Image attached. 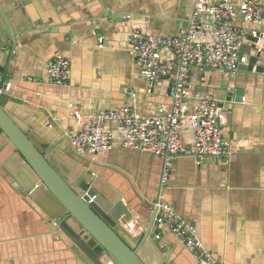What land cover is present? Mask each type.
Instances as JSON below:
<instances>
[{"label": "crops", "instance_id": "obj_1", "mask_svg": "<svg viewBox=\"0 0 264 264\" xmlns=\"http://www.w3.org/2000/svg\"><path fill=\"white\" fill-rule=\"evenodd\" d=\"M193 9L192 0H0V68L7 73L0 105L69 186L95 189L103 208L122 201L131 210L142 234L133 239L118 231L145 263L197 264L172 233L151 226L162 199L219 261L264 264V73L255 72L264 69V23L247 24L240 15L234 21L249 34L262 33L256 45L241 49L243 66L253 72L192 69L189 75L194 93L218 103L224 87L243 91L242 102H236L235 92L221 109L231 151L224 161L178 155L165 176L161 158L123 148V131L112 124L106 125L115 134L110 150L82 156L71 145L78 130L71 116L76 109L85 118L126 107L144 116L172 110L171 81L150 84L127 41L139 27L179 37ZM162 54L173 59L167 51ZM58 55L71 63L63 87L53 85L48 73V63ZM181 142L194 147L190 119L183 123ZM61 212L0 134V264H89L63 234L50 229Z\"/></svg>", "mask_w": 264, "mask_h": 264}, {"label": "built area", "instance_id": "obj_2", "mask_svg": "<svg viewBox=\"0 0 264 264\" xmlns=\"http://www.w3.org/2000/svg\"><path fill=\"white\" fill-rule=\"evenodd\" d=\"M194 3L190 24L179 37L153 35L139 27L128 38V49L135 56L142 74L150 84L164 79L172 84V110L166 115L144 116L137 109L126 107L101 112L94 117H83L80 110L72 112L78 130L71 137V145L80 155H97L110 150L115 134L106 125H116L123 131L122 147L142 154H150L164 161L165 172L178 155L192 154L202 158H227L230 147L221 128V109L211 96L194 93L188 84L192 69L198 72L224 70L235 74L246 63L241 49L252 43L249 37L260 38L262 33H247L235 27L238 15L245 23L262 25L264 5L261 0H192ZM102 44V40H99ZM173 59H165L163 52ZM71 63L61 55L48 63L50 81L57 87L68 85ZM1 82V76H0ZM192 107L195 112L191 113ZM190 119L194 132V147L181 142L183 123ZM157 222L172 233L197 264H225L216 259L203 245L196 230L159 199L156 205ZM120 229L135 239L142 234L138 222H119Z\"/></svg>", "mask_w": 264, "mask_h": 264}, {"label": "water", "instance_id": "obj_3", "mask_svg": "<svg viewBox=\"0 0 264 264\" xmlns=\"http://www.w3.org/2000/svg\"><path fill=\"white\" fill-rule=\"evenodd\" d=\"M249 40L256 45L260 38L250 36ZM251 63L256 65V59ZM243 68L251 72L254 70L253 67L243 65L239 67V69ZM255 72L263 74L264 69L257 67ZM0 73H3L0 82L1 92L7 73L2 68ZM223 91L226 94L221 103H218L220 109H223L225 104L231 103L235 92L236 102L243 101V91H239L238 88L234 93L228 92V86L224 87ZM0 134L31 169L37 177L39 186L61 205L62 212L55 223H50V229L59 236L63 234L80 257L89 264H147L118 231L120 220L128 222L134 218L131 210L122 201L103 208L96 202L98 193L95 189H89L85 184L81 185V190L69 186L45 154L36 147L28 134L2 109L1 105ZM215 159L224 161L225 158ZM157 214V210L154 209L151 226H159L158 222H154ZM147 232L149 236V231H146L144 236H147Z\"/></svg>", "mask_w": 264, "mask_h": 264}]
</instances>
